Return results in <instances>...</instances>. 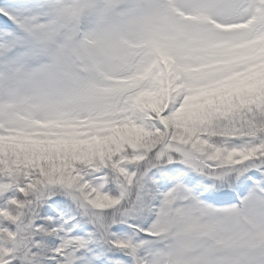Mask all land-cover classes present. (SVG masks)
Masks as SVG:
<instances>
[{
  "label": "snow or ice",
  "instance_id": "1",
  "mask_svg": "<svg viewBox=\"0 0 264 264\" xmlns=\"http://www.w3.org/2000/svg\"><path fill=\"white\" fill-rule=\"evenodd\" d=\"M0 264H264V0H0Z\"/></svg>",
  "mask_w": 264,
  "mask_h": 264
}]
</instances>
